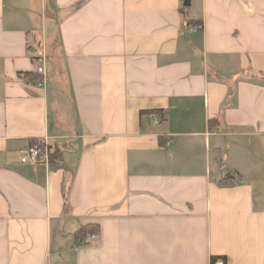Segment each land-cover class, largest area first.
Instances as JSON below:
<instances>
[{
  "label": "crops",
  "instance_id": "obj_1",
  "mask_svg": "<svg viewBox=\"0 0 264 264\" xmlns=\"http://www.w3.org/2000/svg\"><path fill=\"white\" fill-rule=\"evenodd\" d=\"M184 1L0 0V264H264V0Z\"/></svg>",
  "mask_w": 264,
  "mask_h": 264
},
{
  "label": "built area",
  "instance_id": "obj_2",
  "mask_svg": "<svg viewBox=\"0 0 264 264\" xmlns=\"http://www.w3.org/2000/svg\"><path fill=\"white\" fill-rule=\"evenodd\" d=\"M28 54L33 58L35 63L36 71L41 75L38 79L39 86L46 85L47 78V62L48 54L44 45H39L35 48L31 42L28 43ZM159 117L154 114V123L159 124ZM52 147L46 139H38L36 143L28 146L21 156V160L24 163H38L43 162L49 165L51 161ZM99 239L98 233H91L81 238L82 243L89 244L97 241ZM213 264H226L223 258H217L213 261Z\"/></svg>",
  "mask_w": 264,
  "mask_h": 264
},
{
  "label": "trees",
  "instance_id": "obj_3",
  "mask_svg": "<svg viewBox=\"0 0 264 264\" xmlns=\"http://www.w3.org/2000/svg\"><path fill=\"white\" fill-rule=\"evenodd\" d=\"M186 23L187 25H193V26H202L203 22L200 19H190L187 18L186 19ZM25 78L28 81L31 80H37L39 78H41V75L37 72H26L25 74ZM145 112V111H144ZM141 112V113H144ZM155 113L160 120L164 119V110L163 109H159V110H151L148 111V113ZM216 122L217 123V119H213L211 120V122ZM166 141V139L164 137L160 138V143L164 144V142ZM37 140L36 139H32L31 144L33 145L34 143H36ZM216 161L219 163L220 167L222 166V162H223V156L221 154V152L217 153L215 156ZM55 160H62V154L60 153V151L58 149H56L54 152L51 153V161H55ZM218 184L221 186H235L238 185L240 183L239 179L237 178L236 174H233L232 172H226L224 174H222L220 176V178L217 180ZM68 191H69V187H66V185H64V189H63V195H64V202H65V210H67L68 208ZM99 231V226L98 225H94V224H90V225H86L81 227L78 231H77V237L78 238H83L88 234L91 233H98ZM217 259V256H213L212 257V264L213 261H215Z\"/></svg>",
  "mask_w": 264,
  "mask_h": 264
},
{
  "label": "water",
  "instance_id": "obj_4",
  "mask_svg": "<svg viewBox=\"0 0 264 264\" xmlns=\"http://www.w3.org/2000/svg\"><path fill=\"white\" fill-rule=\"evenodd\" d=\"M190 5H191V0L184 1V6H190Z\"/></svg>",
  "mask_w": 264,
  "mask_h": 264
},
{
  "label": "rangeland",
  "instance_id": "obj_5",
  "mask_svg": "<svg viewBox=\"0 0 264 264\" xmlns=\"http://www.w3.org/2000/svg\"><path fill=\"white\" fill-rule=\"evenodd\" d=\"M40 23H41V20H40ZM53 78H56V75H55V72H54V74H53ZM52 147V146H51ZM56 149H54L53 147H52V152H54Z\"/></svg>",
  "mask_w": 264,
  "mask_h": 264
}]
</instances>
